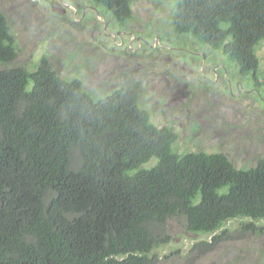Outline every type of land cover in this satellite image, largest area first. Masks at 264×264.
I'll list each match as a JSON object with an SVG mask.
<instances>
[{
	"label": "trees",
	"instance_id": "obj_1",
	"mask_svg": "<svg viewBox=\"0 0 264 264\" xmlns=\"http://www.w3.org/2000/svg\"><path fill=\"white\" fill-rule=\"evenodd\" d=\"M87 1L106 24L132 18L135 0ZM171 4L176 36L220 52L239 78L264 87L255 54L264 0ZM17 53L0 12V264H154L170 219L212 236L207 250L230 221H251L241 227L254 233L264 223V159L244 170L220 153L179 155L177 134L140 106L136 81L94 96L45 57L32 71L9 66Z\"/></svg>",
	"mask_w": 264,
	"mask_h": 264
},
{
	"label": "rangeland",
	"instance_id": "obj_2",
	"mask_svg": "<svg viewBox=\"0 0 264 264\" xmlns=\"http://www.w3.org/2000/svg\"><path fill=\"white\" fill-rule=\"evenodd\" d=\"M171 3L135 0L131 20L120 27L106 24L87 0H0L18 48L9 66L32 71L45 57L94 96L134 80L151 122L177 134L175 153H220L234 168L249 169L264 159V87L241 83L220 52L176 36ZM255 54L264 75V41ZM248 222H228L223 239L207 250L212 236L188 233L182 220L170 219L168 241L152 250L154 264H264V223L255 222L254 233L241 227Z\"/></svg>",
	"mask_w": 264,
	"mask_h": 264
},
{
	"label": "flooded vegetation",
	"instance_id": "obj_3",
	"mask_svg": "<svg viewBox=\"0 0 264 264\" xmlns=\"http://www.w3.org/2000/svg\"><path fill=\"white\" fill-rule=\"evenodd\" d=\"M239 78V77H238ZM240 82H241V79L239 78ZM242 83V82H241Z\"/></svg>",
	"mask_w": 264,
	"mask_h": 264
}]
</instances>
